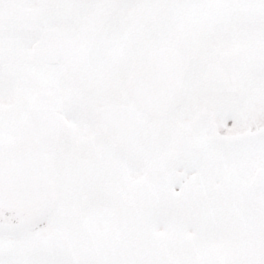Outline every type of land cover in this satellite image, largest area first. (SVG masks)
Masks as SVG:
<instances>
[{
  "label": "snow or ice",
  "instance_id": "6c2138e0",
  "mask_svg": "<svg viewBox=\"0 0 264 264\" xmlns=\"http://www.w3.org/2000/svg\"><path fill=\"white\" fill-rule=\"evenodd\" d=\"M0 264H264V0H0Z\"/></svg>",
  "mask_w": 264,
  "mask_h": 264
}]
</instances>
